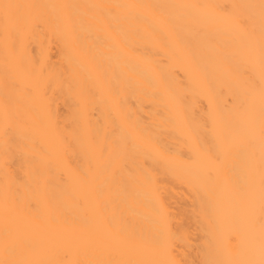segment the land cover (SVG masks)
Wrapping results in <instances>:
<instances>
[{"label": "bare ground", "instance_id": "bare-ground-1", "mask_svg": "<svg viewBox=\"0 0 264 264\" xmlns=\"http://www.w3.org/2000/svg\"><path fill=\"white\" fill-rule=\"evenodd\" d=\"M0 264H264V0H0Z\"/></svg>", "mask_w": 264, "mask_h": 264}]
</instances>
